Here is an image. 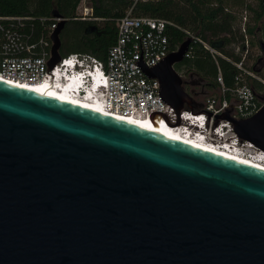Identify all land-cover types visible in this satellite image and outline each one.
<instances>
[{"label": "water", "instance_id": "obj_1", "mask_svg": "<svg viewBox=\"0 0 264 264\" xmlns=\"http://www.w3.org/2000/svg\"><path fill=\"white\" fill-rule=\"evenodd\" d=\"M190 44L146 69L179 114ZM234 123L264 150V104ZM0 264H264V171L0 81Z\"/></svg>", "mask_w": 264, "mask_h": 264}, {"label": "built area", "instance_id": "obj_2", "mask_svg": "<svg viewBox=\"0 0 264 264\" xmlns=\"http://www.w3.org/2000/svg\"><path fill=\"white\" fill-rule=\"evenodd\" d=\"M132 7L118 20V38L108 51L106 60L85 53L62 55L61 61L50 70L52 58V33L63 18L40 19L50 22L49 28L37 38L27 33L29 17L0 16V77L22 84H47L56 91H64L72 100L99 105L103 111L128 118L151 121L160 129L168 127L184 139L203 141L218 149L238 151L243 157L264 166V150L253 142L243 140L235 130L234 121L256 115L263 104L250 84L256 79L264 86V79L244 67L243 61L235 63L240 73L235 77V87L227 88L219 69L217 82L219 95L209 96L201 108L195 106L193 93L191 106L177 109L167 104L161 96L159 80L149 78L146 69L162 63L172 52L167 28L171 22L150 16H135L133 7L139 2L160 0H127ZM85 19V18H84ZM191 44L185 59L194 56V44H201L217 61L222 54L208 42L190 32ZM241 33L244 34V58L250 52L247 32V13L243 17ZM239 51V49H237ZM186 83L192 75L178 72ZM228 115L230 119L221 118Z\"/></svg>", "mask_w": 264, "mask_h": 264}, {"label": "trees", "instance_id": "obj_3", "mask_svg": "<svg viewBox=\"0 0 264 264\" xmlns=\"http://www.w3.org/2000/svg\"><path fill=\"white\" fill-rule=\"evenodd\" d=\"M88 1L92 9L88 17L77 13L82 0H0V16L29 17L26 32L33 33V37L37 38L50 25V22H44L43 25L40 19H49L56 11L67 20L61 32V54L85 53L104 61L109 49L117 42L118 20L126 15L132 3L127 0ZM253 1L255 4H247L246 0L139 2L133 7V14L171 22L173 25L168 26L167 34L172 50H176L186 40V32H190L222 54L216 61L201 44L196 43L193 58L180 63V67L188 70L187 73L198 78L197 83H186L184 90L196 93L194 90L197 88L210 91L218 89L219 69L225 86L235 87V77L240 73L235 63L243 61L245 68L257 72L254 67L246 66L248 56L243 60L245 44L244 34L241 33L243 13L246 12L251 47L264 42V0ZM236 8L243 9L241 16L235 11ZM254 38L258 41L256 44ZM250 84L255 89L264 88L256 79H251Z\"/></svg>", "mask_w": 264, "mask_h": 264}, {"label": "bare ground", "instance_id": "obj_4", "mask_svg": "<svg viewBox=\"0 0 264 264\" xmlns=\"http://www.w3.org/2000/svg\"><path fill=\"white\" fill-rule=\"evenodd\" d=\"M0 81L4 82V83H8L10 85H14L16 87H20L23 89H27L30 91H33L35 93L41 94V95H47L48 97L66 102V103H70L73 105H77L79 107H83L85 109L100 113L102 115H106L109 117H112L114 119H118L133 125H136L138 127H141L143 129H146L148 131L154 132L158 135H163L164 137L170 138L172 140L193 146L195 148L204 150V151H208L211 153H214L216 155H220L221 157L233 160V161H237L239 163L245 164V165H249L251 167L260 169L264 171V166L261 165L260 163L256 162V161H252L250 159H247L245 157H243L241 154H239V152L236 150H223V149H218V147L216 146H212L207 144L206 142L203 141H194V139H184L182 138L180 135H178L177 133L173 132L171 129H169L168 127H161V129L156 126V124H153L151 121L147 120V121H143V120H138V119H134V118H128V117H122V116H115V115H111L105 111L102 110V108L94 103H88V102H79L78 100H72L67 96L66 92H62V91H56L54 89H52V87H49L47 84L44 83H40V84H22V83H18V82H12V81H7L4 80L3 78L0 77Z\"/></svg>", "mask_w": 264, "mask_h": 264}, {"label": "rangeland", "instance_id": "obj_5", "mask_svg": "<svg viewBox=\"0 0 264 264\" xmlns=\"http://www.w3.org/2000/svg\"><path fill=\"white\" fill-rule=\"evenodd\" d=\"M247 4H255L253 0H246ZM235 11H237L238 15L241 16L243 13V9L236 8ZM77 13L79 16L88 17L92 13L91 11V4L88 0H82L81 4L78 7ZM245 13H243L244 15ZM249 19H247L248 22ZM254 43L256 44L258 41L257 39H253ZM230 49H232L230 47ZM246 66L248 68L254 67V69L257 71L256 76L264 79V56L261 52L260 46H253L251 47L250 44V52L248 54V58L246 60ZM175 69L177 72H184L185 75L188 77V75H192V81L197 83L198 78L194 76L192 73H187V69L185 67H180V63L175 65ZM257 93L258 99L261 101L262 104H264V88L255 89ZM194 91L196 93H193V102L196 107L201 108L203 106V103L209 96H217L219 95V89L215 90H204L202 88H197ZM204 93H203V92Z\"/></svg>", "mask_w": 264, "mask_h": 264}, {"label": "crops", "instance_id": "obj_6", "mask_svg": "<svg viewBox=\"0 0 264 264\" xmlns=\"http://www.w3.org/2000/svg\"><path fill=\"white\" fill-rule=\"evenodd\" d=\"M91 11H92V9H91ZM84 19V18H83ZM85 19H88V18H85ZM218 89H219V87H218Z\"/></svg>", "mask_w": 264, "mask_h": 264}]
</instances>
